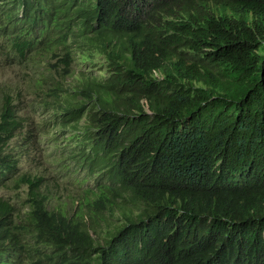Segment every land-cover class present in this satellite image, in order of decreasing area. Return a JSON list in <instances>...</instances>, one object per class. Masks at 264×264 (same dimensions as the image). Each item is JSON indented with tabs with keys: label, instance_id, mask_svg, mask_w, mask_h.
<instances>
[{
	"label": "trees",
	"instance_id": "obj_1",
	"mask_svg": "<svg viewBox=\"0 0 264 264\" xmlns=\"http://www.w3.org/2000/svg\"><path fill=\"white\" fill-rule=\"evenodd\" d=\"M0 57V264H264V0H0Z\"/></svg>",
	"mask_w": 264,
	"mask_h": 264
},
{
	"label": "rangeland",
	"instance_id": "obj_2",
	"mask_svg": "<svg viewBox=\"0 0 264 264\" xmlns=\"http://www.w3.org/2000/svg\"><path fill=\"white\" fill-rule=\"evenodd\" d=\"M160 23L163 25H166L163 20H160ZM165 32V29H163ZM97 61V60H95ZM3 60L0 57V86H2L5 82H17L19 79L24 76V72H27L28 70H25V68L18 64L17 62L13 63H7L4 66ZM77 62V67L80 69H85L88 71H91L95 74H98L99 72H104V74L107 73V68L104 66L103 71H99L98 66L99 64H96L95 66L91 65L87 61H79V59H76L74 63ZM98 62V61H97ZM77 99L79 98L76 97ZM43 98L36 97L32 93H24L23 95L16 96L14 99V104L19 109V113L23 115L26 118V122L28 125L25 127L24 132L25 136L23 135H16L12 140H10L8 143L12 148V152H17L21 150L22 141L27 140L30 144H41L40 152L41 154H47L49 157V160L53 159V153L57 151V155L60 154V152L65 153L66 151L70 150L71 147H75L71 141H67V145L61 148L59 150L58 147H55L52 145L53 143H48V139L52 137V133L55 131V128L51 126V121L53 122L58 115L59 112L55 111L56 109V103L51 104L48 101H55L57 103H62L63 98H57L54 97L42 100ZM49 104H47V103ZM55 105V106H53ZM33 125L38 126L37 129H33ZM33 133L34 136L32 139H29L27 136ZM57 144L60 143V141H56ZM6 147V151L9 152V147ZM65 149V150H64ZM22 152V151H21ZM23 153V152H22ZM24 154V153H23ZM19 164L22 169H27L32 166H34L40 159H37V152L31 151L30 156H26L25 154L19 157ZM0 193L4 195L5 197H11L13 201L21 202L24 198V193L19 190H13L9 188H2L0 190Z\"/></svg>",
	"mask_w": 264,
	"mask_h": 264
},
{
	"label": "clouds",
	"instance_id": "obj_3",
	"mask_svg": "<svg viewBox=\"0 0 264 264\" xmlns=\"http://www.w3.org/2000/svg\"><path fill=\"white\" fill-rule=\"evenodd\" d=\"M52 96H49L48 98H51ZM48 98H44V99H42V100H45V99H48ZM48 102H50L51 104H55V102L54 101H48ZM47 103V102H46ZM47 104H49V103H47ZM53 106H55V105H53ZM18 109V108H17ZM18 112H19V109H18ZM23 116V115H22Z\"/></svg>",
	"mask_w": 264,
	"mask_h": 264
}]
</instances>
